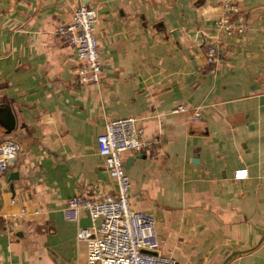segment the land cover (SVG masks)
Masks as SVG:
<instances>
[{"label":"crops","instance_id":"crops-1","mask_svg":"<svg viewBox=\"0 0 264 264\" xmlns=\"http://www.w3.org/2000/svg\"><path fill=\"white\" fill-rule=\"evenodd\" d=\"M84 4L98 14L97 85L56 33ZM129 116L149 144L123 153L131 204L154 215L161 250L176 264H264V0H0V143L20 147L0 173V264L86 263L89 215L62 210L116 191L97 137Z\"/></svg>","mask_w":264,"mask_h":264},{"label":"built area","instance_id":"built-area-1","mask_svg":"<svg viewBox=\"0 0 264 264\" xmlns=\"http://www.w3.org/2000/svg\"><path fill=\"white\" fill-rule=\"evenodd\" d=\"M226 1V0H225ZM98 14L94 7L80 5L72 13L70 21L57 26L56 33L62 36L76 52L80 65L76 75L81 83L97 85L103 73L96 35ZM217 45L209 44L206 50L208 71L214 73L220 60ZM187 108L179 105L174 112H184ZM201 118L196 109L192 119ZM149 144L143 138V127L135 117L110 120L97 137L99 155L104 158L106 170L114 181L116 191L99 197L76 195L67 200L62 212L67 220L77 222L82 211H86L91 226L78 228L76 238L85 241L88 255L85 264H176L171 252H163L160 247L157 221L146 210L133 208L131 204V181L125 170L123 153L141 152ZM19 144L14 139L0 143V173L14 165L19 152ZM247 177V170L235 172V179ZM38 210L34 214H39ZM28 214L23 207L12 216L16 220Z\"/></svg>","mask_w":264,"mask_h":264},{"label":"water","instance_id":"water-1","mask_svg":"<svg viewBox=\"0 0 264 264\" xmlns=\"http://www.w3.org/2000/svg\"><path fill=\"white\" fill-rule=\"evenodd\" d=\"M1 107L4 108L5 132L9 134L14 128L13 114L9 106L1 105ZM17 235L21 236V233H17Z\"/></svg>","mask_w":264,"mask_h":264}]
</instances>
